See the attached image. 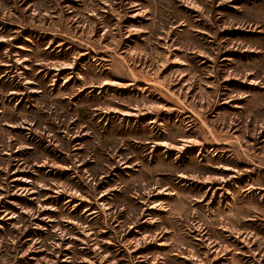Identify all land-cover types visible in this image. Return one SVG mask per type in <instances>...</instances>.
I'll return each mask as SVG.
<instances>
[{
  "label": "rangeland",
  "instance_id": "374dc122",
  "mask_svg": "<svg viewBox=\"0 0 264 264\" xmlns=\"http://www.w3.org/2000/svg\"><path fill=\"white\" fill-rule=\"evenodd\" d=\"M0 264H264V0H0Z\"/></svg>",
  "mask_w": 264,
  "mask_h": 264
},
{
  "label": "trees",
  "instance_id": "16d2710c",
  "mask_svg": "<svg viewBox=\"0 0 264 264\" xmlns=\"http://www.w3.org/2000/svg\"><path fill=\"white\" fill-rule=\"evenodd\" d=\"M11 82H16V80H15V79H13V80H11ZM11 82H10V83H11Z\"/></svg>",
  "mask_w": 264,
  "mask_h": 264
}]
</instances>
